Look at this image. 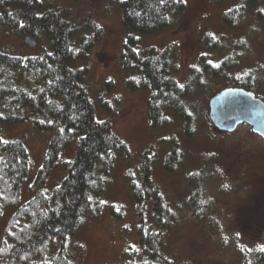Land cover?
I'll use <instances>...</instances> for the list:
<instances>
[{"label":"rangeland","instance_id":"obj_1","mask_svg":"<svg viewBox=\"0 0 264 264\" xmlns=\"http://www.w3.org/2000/svg\"><path fill=\"white\" fill-rule=\"evenodd\" d=\"M41 1L67 10L76 23L93 18L101 28L100 41L88 62L87 83L97 103L109 96L114 131L129 145L131 155L121 154L111 171L102 196L104 209L88 213L81 230L68 239L73 263L122 264L129 248L139 247L136 203L127 178L139 172L138 156L150 150L154 182L177 216L168 239L176 264H264V137L249 124L231 133L220 131L212 122L210 107L211 100L227 89H244L264 101V4L252 7L245 6L246 0H224L221 4L185 0V13L170 29L143 38V50L150 46L172 48L176 79L181 86L191 87L185 101L186 114L192 119L189 130L178 115H172L169 127L161 131L149 125L147 95L127 86L121 65L125 39L121 0ZM241 6V25L228 29L223 15ZM208 36L213 41L206 45ZM35 41L37 45L32 48L19 32L5 30L0 35V51L26 58L48 49L45 38ZM227 61H236L234 68L221 78L213 77L211 72ZM108 82H113L110 92ZM245 85L249 90L242 88ZM0 137L21 140L29 150L31 174L21 200L26 203L41 190L35 176L52 134L23 123L0 125ZM169 141L178 145L180 155L172 173L164 165L172 148ZM72 155L70 152L67 158ZM58 181L56 173L46 190ZM111 207L122 212L121 219L111 215ZM13 214L14 210L8 211L0 219V247ZM61 244L59 241L54 246V254Z\"/></svg>","mask_w":264,"mask_h":264},{"label":"trees","instance_id":"obj_2","mask_svg":"<svg viewBox=\"0 0 264 264\" xmlns=\"http://www.w3.org/2000/svg\"><path fill=\"white\" fill-rule=\"evenodd\" d=\"M262 4L264 0L245 1V6ZM120 9L125 33L121 65L128 88L147 95L150 127L166 130L169 117L178 115L189 130L192 119L185 101L191 87L176 79L172 48L143 50L144 37L167 31L185 13V0H121ZM243 16L244 7H235L223 21L235 30ZM5 30L19 32L25 41L45 38L48 49L26 58L0 51V125L29 123L52 138L35 176L41 190L22 203V189L31 174L30 153L23 141L0 137V219L14 210L0 247V264H74L68 239L81 230L88 213L104 209L102 196L111 171L121 154L131 156L129 145L114 131L109 96L97 103L87 83L88 62L101 28L93 18L76 23L67 10L41 0H0V35ZM212 41L208 36L205 43ZM234 65L236 61H227L211 73L221 78ZM112 85L107 83L108 92ZM168 143L172 148L164 165L172 173L180 155L178 145ZM70 152L73 155L67 158ZM149 153L138 156L139 172L127 178L136 203L140 245L129 248L122 264H176L168 239L177 216L154 182V158ZM56 173L59 181L46 190ZM110 213L118 219L123 216L115 207ZM59 241L60 250L54 254Z\"/></svg>","mask_w":264,"mask_h":264},{"label":"water","instance_id":"obj_3","mask_svg":"<svg viewBox=\"0 0 264 264\" xmlns=\"http://www.w3.org/2000/svg\"><path fill=\"white\" fill-rule=\"evenodd\" d=\"M25 43L35 48L37 43L28 38ZM211 119L224 132H234L242 124H249L253 131L264 137V101L244 89H227L211 100Z\"/></svg>","mask_w":264,"mask_h":264}]
</instances>
